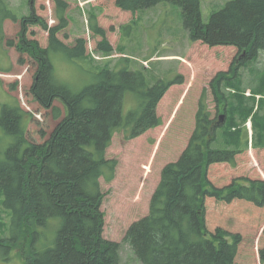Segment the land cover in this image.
Segmentation results:
<instances>
[{"label":"trees","instance_id":"trees-1","mask_svg":"<svg viewBox=\"0 0 264 264\" xmlns=\"http://www.w3.org/2000/svg\"><path fill=\"white\" fill-rule=\"evenodd\" d=\"M99 2L106 12L93 14L89 27L95 51L107 57L115 50L117 23L162 2L181 8L195 42L192 56L200 46L208 48L221 53V59L216 55L211 60L222 65L233 51L228 66L210 78L197 101L189 141L161 168L149 210L129 225L125 241L141 264H255L252 238L264 217V178L256 171L247 175L250 165L244 154L264 148V69L250 88L254 96L248 97L240 68L264 51V0H229L212 12L209 22L203 19L201 0ZM70 5L69 0H31L30 14L22 16L18 48L37 65L31 92L55 118L62 117L57 100L66 114L48 139L35 142L28 136L32 115L17 104L4 106L0 124L13 142L0 150V194L12 234L0 233V255L8 259L21 248L25 264H121L120 242L104 235L101 179L112 182L119 166L108 150L117 132L134 141L162 126L161 105L174 88L184 86L185 78L178 73L150 86L141 69L97 63L88 53L86 35L69 33ZM5 19L16 21L18 16H4L2 38ZM53 52L82 61L94 82L73 92L57 78ZM228 88L236 89L235 94ZM128 95L136 103L126 114ZM256 95H262V102ZM250 117L252 133L246 124ZM259 256L264 264V229Z\"/></svg>","mask_w":264,"mask_h":264},{"label":"rangeland","instance_id":"rangeland-1","mask_svg":"<svg viewBox=\"0 0 264 264\" xmlns=\"http://www.w3.org/2000/svg\"><path fill=\"white\" fill-rule=\"evenodd\" d=\"M69 1L71 3L68 11L69 33L73 37L86 35L88 53L93 55L97 63L101 65L108 63L112 66L116 63L119 66L118 70L128 64L133 70L141 69L145 72L150 86L155 85L160 79L173 80L178 73H183L185 78L184 86L174 88L168 100H164L161 105L159 112L164 119L162 126L134 141L126 140L123 132L115 134L108 154L119 159L116 177L112 182L101 179L106 196L102 206L106 214L104 235L108 239L120 242L121 264H141L131 246L125 241V232L135 219L148 212L150 198L159 181L161 168L166 162L175 160L186 146L194 128L197 101L200 100L205 88L208 89L209 80L215 75L216 70L228 66V58L233 51H230V57L225 54L228 58L224 56L226 61H223L222 65H216L211 60L216 55L217 59H221V53L218 51L200 46L199 54L192 56L195 42L191 40L189 31L184 26L181 8L170 2H162L139 10L136 15L132 14L125 18L122 23L118 22L112 36L115 50L112 56L107 57L95 51V38L89 27L90 17L93 14L100 17L106 12L105 7L99 0ZM228 1L201 0L204 21L209 22L212 12L222 8ZM8 12L18 16V19L4 20L3 38L0 28V118L4 106L20 105L32 115L28 125L29 138L35 142H44L64 118L66 108L57 100L55 104L61 108L62 117L55 118L53 110L39 104L31 92L37 65L28 52L20 51L18 48L22 16L30 14L31 0H0V25ZM10 41L16 45L10 44ZM121 56L128 57L129 62L121 60ZM52 61L57 78L67 84L73 92L81 91L95 80L94 75L84 68L82 61H71L62 52H53ZM206 64L213 71H209ZM86 65L90 66V63ZM263 69L264 51L260 52L257 59H252V62L240 68L243 80L241 82L247 87L245 94L248 97L254 96L250 88L256 87L254 79ZM227 92L232 95L236 89L228 88ZM256 99L262 100V95H256ZM208 101L214 109L215 99L210 89ZM135 103L136 100L128 95L125 104L126 114ZM263 110L264 103L260 112ZM246 124L252 133L251 117ZM12 142L13 137L0 124V150L5 151ZM244 155L250 165L247 175L256 171L264 178V148H250ZM1 199L0 194V233L10 236L12 234L8 230L10 216L2 206ZM263 229L264 217L252 238L255 264H262L259 248ZM0 264H25L21 248L12 250L8 259L0 255Z\"/></svg>","mask_w":264,"mask_h":264},{"label":"water","instance_id":"water-1","mask_svg":"<svg viewBox=\"0 0 264 264\" xmlns=\"http://www.w3.org/2000/svg\"><path fill=\"white\" fill-rule=\"evenodd\" d=\"M225 120V115H221V122H224Z\"/></svg>","mask_w":264,"mask_h":264},{"label":"crops","instance_id":"crops-1","mask_svg":"<svg viewBox=\"0 0 264 264\" xmlns=\"http://www.w3.org/2000/svg\"><path fill=\"white\" fill-rule=\"evenodd\" d=\"M11 64H13V63H12V59H11ZM8 69H9V68H8ZM8 69H7V70H8Z\"/></svg>","mask_w":264,"mask_h":264},{"label":"bare ground","instance_id":"bare-ground-1","mask_svg":"<svg viewBox=\"0 0 264 264\" xmlns=\"http://www.w3.org/2000/svg\"><path fill=\"white\" fill-rule=\"evenodd\" d=\"M261 101V100H260Z\"/></svg>","mask_w":264,"mask_h":264}]
</instances>
